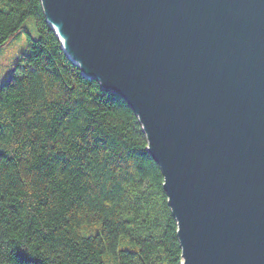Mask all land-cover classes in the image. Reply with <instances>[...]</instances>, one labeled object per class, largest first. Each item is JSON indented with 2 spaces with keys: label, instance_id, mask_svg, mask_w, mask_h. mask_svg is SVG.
<instances>
[{
  "label": "water",
  "instance_id": "1",
  "mask_svg": "<svg viewBox=\"0 0 264 264\" xmlns=\"http://www.w3.org/2000/svg\"><path fill=\"white\" fill-rule=\"evenodd\" d=\"M68 59L136 115L181 264H264V0H40Z\"/></svg>",
  "mask_w": 264,
  "mask_h": 264
},
{
  "label": "trees",
  "instance_id": "2",
  "mask_svg": "<svg viewBox=\"0 0 264 264\" xmlns=\"http://www.w3.org/2000/svg\"><path fill=\"white\" fill-rule=\"evenodd\" d=\"M30 17L39 36L0 87V264H181L125 100L68 59L40 0H0V45Z\"/></svg>",
  "mask_w": 264,
  "mask_h": 264
},
{
  "label": "rangeland",
  "instance_id": "3",
  "mask_svg": "<svg viewBox=\"0 0 264 264\" xmlns=\"http://www.w3.org/2000/svg\"><path fill=\"white\" fill-rule=\"evenodd\" d=\"M28 36L33 39L39 36L32 17L24 22L18 32L0 45V87L14 77L16 66L27 53Z\"/></svg>",
  "mask_w": 264,
  "mask_h": 264
}]
</instances>
